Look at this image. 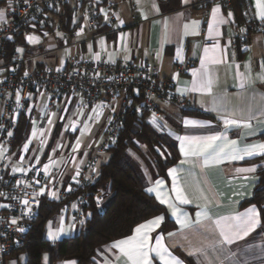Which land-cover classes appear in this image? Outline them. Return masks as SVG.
<instances>
[{
	"label": "crops",
	"instance_id": "crops-1",
	"mask_svg": "<svg viewBox=\"0 0 264 264\" xmlns=\"http://www.w3.org/2000/svg\"><path fill=\"white\" fill-rule=\"evenodd\" d=\"M4 1L6 0H3L2 8ZM107 1L117 3L116 20L110 24L101 23L94 31L87 30L72 35L64 28L59 15L55 14L48 17L43 26L32 30L29 35L34 38L37 37L36 33L41 35L45 33V37L54 36L50 38L51 42L48 45L40 44L34 48L25 35L22 36L24 43L29 45L27 50L23 47L18 48L22 49L18 52L24 68L33 70L49 64L60 68L71 56L119 63H140L150 60L160 66V78L163 79L172 76L176 57L193 64L190 71L175 76L176 90L195 107L194 111L207 117L186 115L184 111L171 104L158 102V112L148 114V120L177 145L179 159L167 170L166 177H153L152 170L142 167V171L146 172L144 179L146 189L154 187L157 181H162L161 196L171 199L180 209L178 215L181 219L185 213L187 214L189 226L182 227L176 216L171 214L168 205L161 203L155 192L149 193L165 207L167 216L174 224L172 230L164 233L161 231L164 220L159 228L150 233L151 243L155 244V238L162 235L169 251L184 261V264H237V262L264 264V225L260 210L255 204H245V201L253 196L259 183L257 170L260 165H264V157H246L244 160L222 158L220 163L210 162L204 166V156L186 157L181 152L180 139L188 137L192 140L191 144L185 142L186 148H195V141L217 134H224L230 140H237L238 147L241 148L246 144L264 142V82L256 80L258 74L264 73V35L252 34L246 42L230 41L233 36L246 33L252 23L264 22L256 15V0H229V4L224 0H187V3L184 0ZM216 5L220 6V15L225 17V23H213L212 8ZM205 10H210L207 19L202 16ZM72 12L70 29H74L78 23L73 6ZM229 12L233 14L231 18H228ZM133 16L136 18L133 19ZM193 21H199V24L193 25ZM185 25H188L187 30ZM57 26L61 30V38L54 35ZM249 77L255 81L251 86L247 83ZM209 78L212 81L211 91L192 90L194 85L199 88L200 84ZM42 96L45 97L37 92L32 95L31 108L37 109L40 103L42 104ZM78 102L77 96L63 98L53 110L51 123L54 118L59 120L68 117L70 128L78 129V134L72 142H76V148L81 150L83 143L80 139L88 127L90 137L86 140L87 144L98 132L102 138L106 120L111 114L98 116L94 122L88 123L83 112L77 108ZM46 105L45 97L42 116L46 112ZM119 106L120 101L115 104L113 112L117 111ZM225 117L248 121L250 128L243 125L226 126L223 119ZM186 120L199 123L186 124ZM32 128L31 122V130ZM221 143L217 142L218 145ZM88 156L86 152L79 160L78 155L74 153L69 159L68 167H65L59 176H56L54 166L50 165L48 170L53 183L64 188L81 170L80 167L88 160ZM209 159L211 161V156ZM40 161L48 165L46 161L42 159ZM182 161L187 162L181 163ZM252 165H257L254 173L237 171ZM11 167L10 170L13 172ZM170 169H175V184L183 189L185 196L192 203L180 204L175 200L174 180L169 174ZM105 196L104 192V207L105 200L108 204L111 199V197L105 199ZM252 206H255L259 213L260 225L244 239L232 245H223L221 248L218 244L221 239L220 230L215 222L218 220L224 222V218L243 214ZM200 212H206L207 217L202 216L197 222V213ZM58 215L63 219L66 231L61 233L57 240H50L52 242H58L78 231V227L67 231L71 225V211L61 209ZM227 223H231V220ZM168 233L173 235L169 236ZM112 243L99 249L96 264H124L125 258L120 255L119 250L109 247ZM190 252L193 255H189ZM156 263L161 264L159 260H156Z\"/></svg>",
	"mask_w": 264,
	"mask_h": 264
},
{
	"label": "built area",
	"instance_id": "built-area-1",
	"mask_svg": "<svg viewBox=\"0 0 264 264\" xmlns=\"http://www.w3.org/2000/svg\"><path fill=\"white\" fill-rule=\"evenodd\" d=\"M96 1L12 0L9 5V0H6L2 8L3 0H0V9L5 12L4 20L0 21V148L6 149L2 159L0 157V192L6 194L0 196V205H7L0 207V264H6L7 256L27 242L39 216L42 197L65 200L62 209L71 211V225L74 224L75 228L81 226L80 220L86 222L89 219L92 202L100 212L104 211V191L89 189L99 175L97 153L89 154L86 164L78 171L79 175H75L76 180L71 179L64 188L53 183L49 170L45 172V164L41 161L24 168L26 171L23 172L10 170L11 163L6 161V157L14 151L19 118L31 109V98L35 92L47 98L46 112L40 123L42 129L51 123L55 106L65 97H79L77 108L83 112L88 123L98 116L110 113L97 147L99 152H107L112 147L123 130L128 115L142 112L156 114L158 102H166L182 111L196 110L176 90L175 76L190 71L194 66L181 57L174 59L172 76L163 79L160 78V66L150 60L119 63L71 56L63 67L57 68L49 64L31 70L22 67L19 52L15 51L10 60L5 61L8 42L20 35H25L28 39L32 30L43 26L51 15L61 13L69 3L78 17V23L70 31L72 35L87 30L94 31L101 23L110 24L115 21L117 3ZM224 1L230 3L229 0ZM202 16L207 19L210 10H205ZM252 34L264 35V22L252 23L246 33L235 35L230 41L246 42ZM118 101L119 109L113 112ZM9 132L12 133L11 136L8 135ZM17 181L22 183L17 184ZM69 186L71 191H68ZM41 187L45 188V193L34 197L33 193H39ZM49 191H56L59 198L48 196ZM98 195L101 196L99 205L96 200ZM24 199L31 202V215L24 214L27 212L21 202ZM37 199L38 205L35 203ZM13 218L17 219L15 225L11 224ZM21 227L25 232L18 231Z\"/></svg>",
	"mask_w": 264,
	"mask_h": 264
},
{
	"label": "trees",
	"instance_id": "trees-1",
	"mask_svg": "<svg viewBox=\"0 0 264 264\" xmlns=\"http://www.w3.org/2000/svg\"><path fill=\"white\" fill-rule=\"evenodd\" d=\"M72 13V5L69 3L58 14L64 28L69 32L72 30ZM21 37L22 35L8 42L5 61L10 60L11 54L18 51L19 47L28 49L29 45L24 43ZM184 114L207 117L194 110L184 111ZM58 121L54 131L60 139L67 136L65 130L68 117ZM30 132L31 122L21 115L15 131L14 149L24 145ZM142 148L147 149L154 158L153 177H166L167 170L179 159L177 145L148 120L146 112L128 115L123 130L107 151V161L100 166L95 183L89 187L92 191L111 192V199L104 211L100 212L92 202L91 216L80 226L79 231L58 242H52L46 237L47 223L52 217L60 214L65 200L44 196L40 200L39 216L33 224L27 242L11 254H27L25 264H42L44 253L48 254L50 264L66 260H74L77 264H96V257L102 246L129 236L136 226L157 215L165 216L161 231L167 233L172 230L174 224L167 216L165 207L146 191L145 180L130 161L128 152L142 151ZM50 149L42 156L43 161L48 157ZM257 172L259 183L253 196L247 199L245 204L258 206L264 225V165H260Z\"/></svg>",
	"mask_w": 264,
	"mask_h": 264
},
{
	"label": "snow or ice",
	"instance_id": "snow-or-ice-1",
	"mask_svg": "<svg viewBox=\"0 0 264 264\" xmlns=\"http://www.w3.org/2000/svg\"><path fill=\"white\" fill-rule=\"evenodd\" d=\"M187 3V0H184ZM12 0H9V5H11ZM256 8L257 12L256 15L261 19L264 20V0H256ZM221 8L219 5H216L212 8V21L215 24L225 23V17L220 15ZM232 13H228V18L232 17ZM5 18L4 10L0 9V21H3ZM105 19H107V15H105ZM193 25H198L199 21H193ZM210 29L212 24L209 25ZM188 25H185V29L187 30ZM30 42H36L37 38L28 37ZM18 51H22V49H18ZM195 75V71L193 73ZM27 75V73H25ZM243 79V77H242ZM256 80H260L264 82V73H260L256 76ZM211 79L209 78L207 81L200 84V87L197 88L195 85L193 87V91L198 90H206L211 91ZM249 86H251L255 81L249 77L247 80ZM17 100H19V95H17ZM224 123L226 126H236L239 127L243 125L245 128H250V124L248 121H242L238 119H230V118H223ZM51 122V121H50ZM186 124H197L198 121L194 120H186ZM9 136L12 135L11 132L8 133ZM33 136H35V131H33ZM181 152L186 156H204V166H207L210 162L220 163L222 162V158H227L230 160H244L246 157H253V156H261L264 157V142L262 143H252L246 144L242 148L238 147L237 140H230L224 134H217L212 136H207L201 138L197 141L196 147H185V142L189 144L192 143V140L188 137H181ZM218 141L222 143L220 145L217 144ZM28 145H24V149L27 150ZM218 149V150H217ZM4 151L6 149L0 148V157H3ZM211 156V161L209 157ZM187 161H182L181 163H186ZM257 165H252L251 167L244 168V169H237V171L241 172H249L254 173L256 171ZM49 169V165H45V172ZM26 171L23 168L15 167L13 168V172H23ZM169 174L173 176L174 186L173 191L176 193L175 200L179 201L180 204H189L192 203L191 200L185 196L184 191L182 188L175 184V169H170ZM79 175V172L76 174ZM73 180H76V176H73ZM79 181H77L78 183ZM22 183V181H17V184ZM39 183V181H36ZM162 181H157L154 187H149L146 189L148 193L155 192L157 194V199L161 201L163 204H167L168 208L171 209V214L176 216L178 222L181 224L182 227H188L187 222V214H184V218L178 215L180 209L176 207V205L172 202L171 199H165L161 196L160 188L162 186ZM30 186V185H29ZM68 191H71V186H69ZM45 193V188L41 187L39 193L34 192L33 196L38 197L41 194ZM6 195L3 192H0V196ZM47 195L52 198H59L56 191H49ZM97 204L101 202V196H97L96 198ZM25 207L27 208V212L24 213L25 215H31L32 207L31 202L28 199H24L21 201ZM35 203L38 205L39 200H35ZM0 207H7V205H0ZM76 207V205H73ZM91 216V213L88 214ZM207 217L206 212L197 213V222L201 217ZM165 220L164 215H157L152 219L146 220L144 223L139 224L132 235L125 237L124 239L114 241L109 247L111 249H118L119 253L122 257H124V264H155L156 260H159L161 264H184L177 256L173 255L168 247L164 244L163 240L164 237L162 235H158L155 238V244L151 243L152 237L150 233L153 232L156 228L161 226V223ZM228 220H231V223H227ZM17 223V219L13 218L11 220V224L15 225ZM79 223L84 225L85 220H80ZM216 226L220 230V237L218 244L223 247V245H232L236 241L242 240L247 237L250 233H252L261 223L259 219V213L255 206L248 208L245 213L238 214L231 218H224V222L216 221ZM51 224V222H49ZM75 225H69L67 231L74 229ZM19 232H25L23 227L18 229ZM66 229L63 227V219H61V227L57 230L53 231L51 228L48 231V237L55 241L60 237V234L65 232ZM169 236L173 235V233H168ZM199 251V250H197ZM154 254V255H153ZM189 255H193V253H189ZM233 257L235 254H232ZM23 259V257H20ZM94 259V258H93ZM45 264H47V254L44 257ZM10 264H16L15 261H11ZM64 264H76V261H65ZM238 264V262H237Z\"/></svg>",
	"mask_w": 264,
	"mask_h": 264
},
{
	"label": "rangeland",
	"instance_id": "rangeland-1",
	"mask_svg": "<svg viewBox=\"0 0 264 264\" xmlns=\"http://www.w3.org/2000/svg\"><path fill=\"white\" fill-rule=\"evenodd\" d=\"M36 34H37L36 42H31V45L34 48H37L40 44L48 45L49 42H51V39L54 37V36L45 37V33H43V35L38 34V33ZM54 35L56 38L62 37V33H61L59 26H57L54 32ZM39 39H42V40H39ZM41 99H42V104L40 103V106H38L37 109L31 108L29 111L22 114L23 117H25L28 121L32 122L33 128L31 130L32 132L29 133L28 139L24 143V145L25 144L28 145L27 150L24 149V145H23L21 148H15L12 154H9L6 157V161H10V163L12 164V167H11L12 169L15 167H19L23 169L29 168L33 161L37 160L36 162H40V160L42 159V156L45 154L46 150L50 149V147L51 149L45 161L49 166L50 165L51 167L54 166L57 172L56 176H59L62 173V170L65 169V167H68L67 164L69 163V159L72 157V155H74V153L78 155L77 159L79 160L84 155H86V152L87 154L97 153L98 154L97 167H100L103 163L107 161L109 157V153L106 151L99 152L97 149L98 145L101 142V137H100L99 132L96 133L92 137L93 140H89L87 144L86 140L90 137L89 136L90 127H88L87 131L83 134L82 138L80 139L81 142L83 143L82 146L80 147L81 150H79V148H76V145H77L76 142L75 143L72 142L75 139L74 137L78 134V129H71L70 124H68L65 130V135L67 136L66 137L62 136L60 139L57 137V135H55L56 133L54 131L56 130L57 125L59 123L57 119L54 118L51 124H49L45 129H42V127L40 126V123H41L42 118L44 117V114L42 116V113H43L42 106H43V102L45 101V97L42 96ZM94 120L95 119H93L92 122H94ZM33 131H35V136H33ZM128 155L130 157L131 163L134 165L136 170L139 172L140 176L143 179H145L146 172L142 171L143 169L142 167H144V169L145 168H147L148 170L150 169L151 171L153 164H154L153 156L145 148H142V151L130 150L128 152ZM84 165H82L80 169L83 168ZM105 194H106L105 199H108V198L110 199V197L112 196L111 192L108 190L105 192ZM104 205L105 206L108 205L106 204V200L104 202ZM60 217H61L60 215H55L48 221L47 237H48V231L50 228L53 231L60 228V224H61ZM49 222H51V224H49ZM77 229L79 231L80 226ZM48 239L51 240L49 237ZM45 254L46 253H44L42 256L43 264H45V260H44ZM20 257H23V259H20ZM26 259H27V256L25 253H21L18 256L8 255L6 259V264H10L11 261H15L16 264H24L26 262ZM47 264H49L48 260H47Z\"/></svg>",
	"mask_w": 264,
	"mask_h": 264
}]
</instances>
